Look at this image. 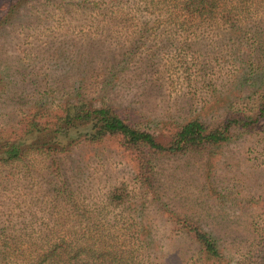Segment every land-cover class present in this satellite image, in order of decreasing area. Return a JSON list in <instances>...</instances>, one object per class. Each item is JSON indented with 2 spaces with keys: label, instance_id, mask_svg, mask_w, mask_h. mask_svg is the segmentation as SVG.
I'll list each match as a JSON object with an SVG mask.
<instances>
[{
  "label": "rangeland",
  "instance_id": "374dc122",
  "mask_svg": "<svg viewBox=\"0 0 264 264\" xmlns=\"http://www.w3.org/2000/svg\"><path fill=\"white\" fill-rule=\"evenodd\" d=\"M10 1L0 0V4L7 6ZM257 18H248L242 25L257 29L260 42L248 59L238 54L239 62L229 57L234 48L231 43L241 40L246 46L254 40L246 36L249 40L244 41L240 32L230 35L220 30L217 35L204 33L195 40L149 35L145 40L154 46L146 44L131 51L114 73L113 85L105 91L94 87L89 93L92 103L101 101L120 115L128 113L133 124L151 132L159 142L166 141L172 128L190 117L211 123L231 100L235 109L253 107L255 101L248 92L253 84L250 88L245 85L254 81L264 86V16ZM8 21L10 13L0 7V80L10 81L8 89L0 92V135L23 129L26 102L47 96L43 85L57 88L75 79L77 65L65 64L54 55L58 45L70 56L75 51L92 54L94 68L108 59L110 49L87 34L70 31L71 27L65 31L47 28L41 37L34 33L27 38L26 4L12 25ZM146 48L154 50L153 57ZM27 53H33V60L26 59ZM199 53L206 67L200 82L191 64V57ZM81 63L88 65L89 59L82 58ZM65 65L69 66L66 73L61 70ZM44 73H49L48 79H43ZM208 96L209 101L203 104ZM253 127L232 131L230 141L213 150L158 159L148 191L135 183L130 157L112 140L72 149L58 161L57 178L45 159L36 158L28 168L20 164L0 167V227H26L28 216L35 219L34 228L147 225L154 229L148 249L154 264L194 261L195 246L175 223L166 220L172 212L211 233L224 256L218 264H226L250 239L253 227H264V119ZM38 140L44 137L32 139ZM62 184L65 192L59 193ZM50 185H57L56 192ZM81 214L84 216L78 222ZM126 217L130 218L127 222ZM11 258V264L20 263V258Z\"/></svg>",
  "mask_w": 264,
  "mask_h": 264
},
{
  "label": "trees",
  "instance_id": "16d2710c",
  "mask_svg": "<svg viewBox=\"0 0 264 264\" xmlns=\"http://www.w3.org/2000/svg\"><path fill=\"white\" fill-rule=\"evenodd\" d=\"M4 4L2 2L0 7L7 8L10 13L9 25L19 17L26 4L27 38L34 33L41 37L47 28L65 31L71 27L70 31L87 34L98 43H106L110 49L108 59L95 68L90 53L75 51L70 56L64 49L59 50L61 45L54 49V55L65 64L77 65V75L73 81L57 88H52L51 84L43 85L47 96L41 95L39 99L26 102L23 129H13L0 135V167L20 164L28 168L36 158L45 159L50 172L57 178L60 172L58 161L72 149L112 140L130 157L135 183L148 191L151 190L154 175L153 164L158 159L194 155L221 147L230 141L232 131L252 129L260 119H264V86L252 81L245 86L250 88L253 84L252 91L248 89L255 101L253 107L235 109L231 107V100L226 107H221V111L216 113L217 119L211 120V123L190 117L175 125L166 141L159 142L151 132L133 124L128 119V113L120 115L112 106L101 101L92 103L89 94L95 91L94 87L105 91L113 85L114 73H117L124 58L140 46H151L150 41L145 40L149 35L190 36L195 40L204 33L217 35L220 30L228 31L230 35L240 32L244 41L249 40L246 36L254 40L246 46L239 43L241 40L231 43L234 48L229 57L235 62H239L240 57L248 59L253 47L260 42L257 38L259 32L242 24L248 18L264 16V0H12L7 6ZM52 22L53 26L50 25ZM46 23L50 26L44 27ZM43 45L46 46V43ZM240 46L242 49H239ZM146 49L153 57L154 50ZM238 54H241L240 57ZM32 55L27 53L26 59H31ZM201 56L199 53L191 57L199 82L206 70ZM82 58L89 59L88 65L81 63ZM53 59L50 57V60ZM68 67L65 65L62 72L66 73ZM41 76L48 79L50 75L44 73ZM0 83V92L10 85V81L0 80ZM38 135L44 140L32 141ZM52 187L56 192L57 185ZM58 190L59 193L65 192L64 185ZM83 216L79 215L77 221L80 222ZM129 219L126 217L125 222ZM166 220L175 223L196 248L194 261L189 259L190 262L184 264L221 263L224 256L211 233L196 222L172 212L166 215ZM33 222V216H28L26 227H0V264H11L12 256L20 258V263L14 264H154L148 251L153 242L151 230L154 232V229L147 225L131 223L116 228L114 225L94 224L80 227L81 224H78L56 229L47 225L34 228ZM226 264H264V227H253L250 239Z\"/></svg>",
  "mask_w": 264,
  "mask_h": 264
}]
</instances>
